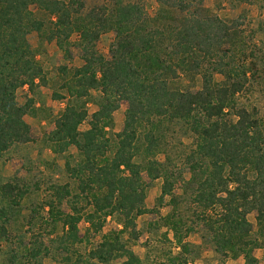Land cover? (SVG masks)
I'll list each match as a JSON object with an SVG mask.
<instances>
[{
    "label": "trees",
    "instance_id": "trees-1",
    "mask_svg": "<svg viewBox=\"0 0 264 264\" xmlns=\"http://www.w3.org/2000/svg\"><path fill=\"white\" fill-rule=\"evenodd\" d=\"M157 4L150 16L144 5L125 0L89 10L84 0H0V158L14 144L32 141L24 120L27 107L19 105L16 96L18 89L43 78L28 36L38 32L70 58V40L78 35L74 44L84 64L74 69L67 89L81 100L92 91L100 92L99 109L89 121L90 129L80 132L87 111L67 105L50 138L61 144L62 151L73 146L81 156L70 172L79 185L75 198L91 208L86 214L90 228L100 232L103 225L96 218L114 213L123 216L126 230L135 226L134 217L148 212L141 195L146 172L151 180H163L159 203L169 196L176 211L185 197L190 200L195 216L212 233L218 253L233 258L241 254L244 264H259L253 251L264 248L260 241L264 240V120L254 110L239 108L237 100L251 74L247 55L255 57L252 51L258 47H248L238 24L207 14L202 0H157ZM33 6L44 12L45 19L36 18ZM107 32L115 37L109 57L104 58L96 44ZM183 76H200L201 89L181 90L176 81ZM123 102L127 104L124 124L113 146L105 129L112 127L113 115ZM164 130H180L194 139L193 147L176 160L159 161ZM141 137L142 147L137 145ZM140 153L144 165L135 160ZM180 157L191 177L184 181L183 196L176 197L173 190L181 174L172 173L170 167ZM57 192V204H62L69 191ZM71 210L56 214L66 234L62 246L69 254L82 240L79 223L85 217L76 205ZM253 211L258 239H252L247 220ZM175 217L170 214L166 221L182 244ZM5 219L0 211V241L9 236ZM101 248L92 252L102 263L119 255L126 258L124 264H143L123 246ZM64 260L77 264L71 257Z\"/></svg>",
    "mask_w": 264,
    "mask_h": 264
},
{
    "label": "rangeland",
    "instance_id": "rangeland-1",
    "mask_svg": "<svg viewBox=\"0 0 264 264\" xmlns=\"http://www.w3.org/2000/svg\"><path fill=\"white\" fill-rule=\"evenodd\" d=\"M62 1L67 3L69 0ZM84 1L89 10L97 6L111 7L116 0ZM125 1L144 5L150 16H154L158 9L157 0ZM202 6L210 16L238 24L248 47H258L252 51L256 54L255 57L247 55L246 64L251 74L246 82V90L237 100L239 108L245 107L249 112L254 110L257 118L264 120V0H202ZM31 10L37 19H45L44 12L37 7L33 6ZM114 37V32L102 35L96 44L100 56L109 57ZM28 40L42 68L43 78L16 92L19 105L27 107L24 120L31 128L32 141L14 144L0 158V211L5 214L6 221L2 223L9 233L7 238L0 241V264H67L64 260L66 257H71L77 264H124L126 258L119 255L106 263L95 260L92 251L100 249L104 244L132 250L143 260V264H244L245 259L241 254L238 258H233L215 250L212 233L195 216L196 207L190 204L188 198L181 201L176 211L173 210L169 196L165 197L162 204L159 203L163 180H151L146 172L142 174L145 188L141 195L148 212L134 217L135 226L126 230L123 216L114 213L105 218H96L103 225L100 232L95 233L90 228L86 214L91 208L86 206L85 201L75 198L79 185L70 172L81 156L73 146L62 151L61 144L52 142L50 135L67 105L86 109L88 117L78 129L80 132L89 130V121L99 109L101 93L92 91L88 99L81 100L70 96L68 92L67 83L71 80L74 69L84 64L81 51L74 44L78 35H73L70 40V58L65 57L56 42L46 40L38 32H32ZM176 83L183 91L196 92L202 87L200 76H183ZM126 109L127 104L121 103L113 115L112 127L105 129L113 146L117 135L122 131ZM162 136L161 149H164V153L157 156L161 162L166 157L176 160L180 153L184 154L193 147L194 139L183 136L180 130H164ZM137 145H145L143 137L137 141ZM113 153L112 150L109 156ZM140 154L135 160L144 165L145 157ZM67 163L70 164L69 168ZM173 163L170 171L176 175L181 174L173 194L181 197L184 194V181L190 179L191 173L183 157ZM59 189L69 191V196H66L62 204H57ZM75 205L85 217L79 223L82 240L70 249L69 254V250L62 246L66 234L56 214L58 210L71 213V208ZM170 214L176 216V221H180L178 230L183 233L182 244L177 241L170 222L166 221ZM256 217V211L247 215L252 228V239L259 238ZM260 241L264 245V240ZM253 256L259 264H264V248L255 249Z\"/></svg>",
    "mask_w": 264,
    "mask_h": 264
}]
</instances>
